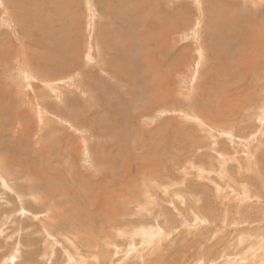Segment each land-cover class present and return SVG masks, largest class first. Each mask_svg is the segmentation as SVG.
Here are the masks:
<instances>
[{"label":"rangeland","instance_id":"374dc122","mask_svg":"<svg viewBox=\"0 0 264 264\" xmlns=\"http://www.w3.org/2000/svg\"><path fill=\"white\" fill-rule=\"evenodd\" d=\"M8 1L0 264H264V1L134 0L139 16L132 0ZM135 16L151 20L134 40ZM229 23L262 35L249 66L228 55ZM121 34L110 61L98 42Z\"/></svg>","mask_w":264,"mask_h":264},{"label":"bare ground","instance_id":"6f19581e","mask_svg":"<svg viewBox=\"0 0 264 264\" xmlns=\"http://www.w3.org/2000/svg\"><path fill=\"white\" fill-rule=\"evenodd\" d=\"M2 1V0H1ZM8 1V0H7ZM260 1V0H259ZM261 1H264V0H261ZM9 2V1H8ZM7 2V3H8ZM20 2H21V0H20ZM25 2V1H24ZM113 2V1H112ZM219 3H218V10H220L219 12L221 13V12H223L224 10L226 11V7H225V5H223L222 3H221V5H220V1H218ZM251 2V1H250ZM13 3V2H12ZM22 3V2H21ZM132 5L130 6V8H128V6H127V4H126V7L128 8V10H130L131 9V11H132V13L133 14H138V16H139V11L141 12V10H145V9H147V7H148V3L147 4H145V3H137V1L135 2L134 0H132ZM215 4V3H214ZM251 4H253V3H251ZM261 4V3H260ZM12 5H14V4H12ZM66 5V4H65ZM212 5V4H211ZM125 6V5H124ZM253 7L255 6V5H252ZM256 6H258V5H256ZM14 7V6H13ZM206 7V6H205ZM12 8V7H11ZM101 8H102V6H101ZM149 8H150V6H149ZM214 10V9H213ZM230 9H228V12H230L229 11ZM45 11V10H44ZM106 11H107V9H106ZM121 11H123V10H121ZM108 12H109V10H108ZM109 14V13H108ZM123 14V13H122ZM225 14V13H224ZM229 14V13H228ZM111 15V14H110ZM109 15V16H110ZM119 15V14H118ZM141 15V14H140ZM148 15V14H147ZM222 16V15H221ZM235 16V15H234ZM38 17V16H37ZM127 17V16H126ZM136 18H132L133 19V21L140 27V29H142L141 30V34L140 33H138L139 32V30L136 32V34H135V37L133 38L134 40L136 39V37H140V36H142V33H144V32H147L148 30H149V28H150V20H151V18H148V17H146V18H144V20H142V19H140V20H137L138 19V17L137 16H135ZM164 17H165V19H166V21H170V16L167 14V12L166 13H164ZM71 18H73V16L71 17ZM125 18V15H124V17H123V19ZM11 19V18H10ZM13 19V18H12ZM114 19L115 18H113V21H114ZM173 19V18H172ZM4 20H5V18H4ZM4 20H3V22H4ZM120 20H121V18H120ZM8 21V20H7ZM12 21V20H11ZM38 21V20H37ZM123 21V20H122ZM165 21V22H166ZM19 22V21H18ZM115 22V21H114ZM118 22V21H117ZM125 22V21H124ZM228 22H230V21H228ZM5 23H6V21H5ZM2 24V23H1ZM7 24V23H6ZM37 24H38V22H37ZM71 24V23H70ZM112 25H114L113 24V22L111 23ZM122 24V23H121ZM120 24V25H121ZM128 24V23H127ZM173 24V23H172ZM221 24V23H220ZM230 24V23H229ZM229 24H228V29H227V37H226V35H225V37L228 39V40H230V41H228V42H230V45H233V46H235V45H237L238 46V48H239V50H237V48H236V50L235 51H232V53H233V55H231V54H228V55H230V56H232V58H230L231 59V61H240V62H242V63H244V64H248L247 66H249V64H251V62H252V58H251V56L252 57H254V48L253 47H255L256 45H257V43L255 44V37L258 35L257 33H254V34H252V31H251V36L250 37H248V33L245 31V32H243V31H240V30H238V29H236L235 28V26L234 25H231L230 24V26H229ZM233 24V23H232ZM22 25V24H21ZM116 25V24H115ZM126 25V24H125ZM174 26H176L175 24H173ZM216 25V24H215ZM224 24H223V22H222V26H223ZM24 26V25H23ZM216 26H218V25H216ZM221 26V25H220ZM24 28V27H23ZM38 28L39 29H37V30H39V32H41L40 33V36H43V38L42 39H44L45 40V38L47 37V35H45L46 34V31H50L51 32V34L53 35L54 34V32H52L51 30H50V28H49V26H48V24H45V25H43L41 28H40V25L38 26ZM115 28H118V29H120L119 27H115ZM158 28V27H157ZM160 28H163V30L162 31H164V26L163 25H161L160 26ZM174 28V27H173ZM218 28H219V26H218ZM69 29V28H68ZM67 29V31L66 32H63V33H56V34H54L53 36H55V39L57 40H59V39H65V41L67 42V43H69L68 42V39H69V37H71L72 35H71V33H70V31ZM132 29V28H131ZM139 29V28H138ZM222 29V28H221ZM224 29V28H223ZM147 30V31H146ZM218 30V29H217ZM260 30V29H259ZM118 31V30H117ZM50 32H49V34H50ZM221 32H223V31H221ZM101 33V32H100ZM154 33V32H153ZM117 34V33H116ZM115 34V35H116ZM246 34H247V36H246ZM259 34H262V35H264V33L263 32H259ZM119 35V34H118ZM129 36H132V34H128ZM151 35H153V34H151ZM262 35H259L260 37L262 36ZM101 36H103V34L101 35ZM127 36V35H126ZM146 36V35H145ZM160 36V35H159ZM259 36H257L256 38H257V40H258V38H259ZM37 37H38V35H37ZM108 37V36H107ZM39 38V37H38ZM52 38V37H51ZM73 38V37H72ZM102 38V37H101ZM117 38V39H116ZM123 39L124 41L126 40L123 36H122V34L119 36V37H115V38H113V40L115 39V41H112L111 39V42L110 41H106V43H104L105 42V40L103 41V39H102V42L101 41H99L98 43H99V45L100 46H103L102 47V51L104 52L105 50H107V51H110V49L111 48H113L114 50H115V52L114 53H112V52H110V58H109V60L110 61H113V59L115 60L116 58H118L119 56H120V53H119V51L117 50L118 48H119V50L121 51L122 49L120 48L122 45H121V43L120 44H118V39ZM130 38V37H129ZM128 38V39H129ZM145 38V37H144ZM152 38V37H151ZM250 38H252V40L250 39ZM262 38V37H261ZM41 39V40H42ZM54 39V40H55ZM104 39H105V37H104ZM142 39V38H141ZM254 39V40H253ZM101 40V39H100ZM140 39H138V41H139ZM147 40V39H146ZM149 40V39H148ZM64 41V40H63ZM131 41V40H130ZM133 41V40H132ZM131 41V42H132ZM142 41V40H141ZM252 41H254V42H252ZM37 42V41H36ZM52 42V41H51ZM58 42V41H57ZM143 42V41H142ZM227 42V43H228ZM248 42V43H247ZM261 41H259V43H260ZM42 43V42H41ZM47 43V41H45V43L44 44H46ZM60 43V42H59ZM128 43V42H127ZM133 43V42H132ZM137 42H135L134 44H136ZM139 43H141V42H138V44ZM144 43H146V41L144 42ZM39 44V43H38ZM44 44H42V47H44ZM49 44V43H48ZM129 44V43H128ZM127 44V45H128ZM133 44V45H134ZM142 44V43H141ZM140 44V45H141ZM209 44V43H208ZM208 44H206V46L208 45ZM37 45V44H36ZM56 45V44H55ZM72 45H75V44H73V42H72V44L71 45H66V47H64V49L69 53V54H71V55H68V56H65V54H63V52L61 53L62 55H63V57H62V60L63 59H67V57H71L70 59H76L77 58V55H76V49L74 50V49H72ZM155 45V44H154ZM212 45V44H211ZM38 46V45H37ZM142 46V45H141ZM144 46V45H143ZM153 46V45H152ZM40 48H41V46H39ZM110 47V48H109ZM134 47V46H133ZM251 47V48H250ZM257 47V46H256ZM255 47V48H256ZM258 47H260V46H258ZM257 47V48H258ZM26 47H24V49H25ZM47 48V47H46ZM128 48V47H127ZM131 48V47H130ZM129 48V49H130ZM146 48V47H145ZM149 48V47H148ZM224 48V47H223ZM262 48V47H261ZM72 50V53H70L71 52V50ZM124 49H125V47H124ZM70 50V51H69ZM116 50L118 51V52H116ZM208 50V49H207ZM228 50H229V48H228ZM263 50V49H262ZM2 51V50H1ZM0 51V64L1 65H5L6 63H7V61H6V59L7 58H9L10 57V55H8V54H6V53H4L3 51L1 52ZM48 51V50H47ZM219 52H220V50H218ZM210 52V51H209ZM24 53V52H23ZM30 53V52H29ZM39 53V52H38ZM48 53V52H47ZM54 53V52H53ZM102 53V52H101ZM106 53V52H105ZM176 53V52H175ZM249 53H251V56H250V54ZM58 54H59V52H58ZM57 54V55H58ZM222 54V53H221ZM220 54V55H221ZM74 55V56H73ZM28 56V55H27ZM40 56V55H39ZM141 56H143L142 54H141ZM170 57V56H169ZM210 57V56H209ZM38 58V57H37ZM40 58V57H39ZM38 58V59H39ZM88 58V57H87ZM172 58V57H171ZM229 58V57H228ZM249 58V59H248ZM250 58L252 59V60H250ZM16 59H18V57L16 58ZM58 59H60V58H58ZM45 60V59H44ZM61 60V63H63V61ZM180 60V59H179ZM222 60V59H221ZM31 61V60H30ZM48 61V60H47ZM55 61V60H54ZM72 61V60H71ZM116 61V60H115ZM214 61V60H213ZM212 61V62H213ZM15 62H17V61H15ZM28 62V61H27ZM152 62V61H151ZM227 62V61H226ZM31 63H32V61H31ZM50 63V62H49ZM60 63V65L62 66V68L61 69H63V68H65V67H67V65H70V64H68L67 63V61L65 62L64 61V63L63 64H61ZM85 63V62H84ZM25 64V63H24ZM23 64V65H24ZM29 63H27V65H28ZM42 64V63H41ZM46 63H44L43 64V66L44 67H46V68H48V66L47 65H45ZM56 64V63H55ZM82 64V63H81ZM177 64V63H176ZM216 64V63H215ZM236 64H237V62H236ZM261 64V63H260ZM34 65V64H33ZM54 65V64H53ZM109 65H110V63H109ZM146 65H147V63H146ZM6 66V65H5ZM30 66V65H29ZM28 66V67H29ZM111 66V65H110ZM144 66V65H143ZM176 67H177V65H175ZM240 66V65H239ZM31 67V66H30ZM80 67V66H79ZM108 65H106V68L108 69ZM112 67H114L113 65H112ZM118 67V66H117ZM20 68H21V66H20ZM50 68H51V66H50ZM82 68V67H81ZM81 68H79V69H81ZM99 68H100V71H101V69L102 68H105V66L102 64V65H100L99 66ZM99 68H97V69H99ZM111 68V67H110ZM115 68H116V66H115ZM169 68V67H168ZM256 68V67H255ZM263 68V67H262ZM55 69V68H54ZM85 69V68H84ZM112 69V68H111ZM110 69V71H112L113 72V70H111ZM119 69V68H118ZM172 69V68H171ZM169 70L170 72L172 71V70ZM174 69V68H173ZM243 70L241 71V73H245L246 74V68L244 67V68H242ZM33 70V69H32ZM58 70V69H57ZM82 70V69H81ZM116 71H117V69H115ZM115 70H114V72H115ZM26 71V70H25ZM28 71H29V68H28ZM69 71V70H68ZM76 71V70H75ZM74 71V72H75ZM107 71V70H106ZM248 71V70H247ZM31 73H32V71H30ZM63 72V71H62ZM79 72V71H78ZM168 72V71H167ZM24 73H25V75H24ZM29 73V72H28ZM27 72H22L21 74L22 75H24V76H27V74H28ZM31 73H29V74H31ZM48 73V72H47ZM110 73V72H109ZM20 74V75H21ZM28 74V75H29ZM50 74V73H49ZM105 74V73H104ZM168 74H169V72H168ZM21 75V76H22ZM82 75L83 76H85L83 73H82ZM100 75V74H99ZM146 74H144V76H145ZM161 75V74H160ZM159 75V76H160ZM165 75H167L166 73H165ZM20 76V77H21ZM78 76V75H77ZM81 76V75H80ZM255 76V75H254ZM114 77V76H113ZM161 77V76H160ZM168 77V76H167ZM43 78V77H42ZM50 78V77H49ZM112 78V77H111ZM142 78V77H141ZM162 78H164V77H162ZM169 78V77H168ZM246 78V77H245ZM244 78V79H245ZM51 79V78H50ZM84 79V78H83ZM145 79H149V78H146L145 77ZM161 79V78H160ZM165 79V78H164ZM23 81V80H22ZM29 81V80H28ZM47 82L49 81V79L48 80H46ZM31 82V81H30ZM29 82V83H30ZM49 83L50 82H48V85H49ZM147 83V82H146ZM26 84V83H25ZM67 84V83H66ZM209 85V84H208ZM27 86V85H26ZM54 86V85H53ZM49 87H50V85H49ZM164 87V86H163ZM25 88V87H24ZM158 88V87H157ZM49 89V91L51 90V92H53V90H52V87H50V88H48ZM228 89V88H227ZM236 89V91H237V88H235ZM260 89H261V87H260ZM84 90V89H83ZM82 90V91H83ZM160 90V89H159ZM77 91V90H76ZM84 91H86V90H84ZM163 91V90H162ZM227 92V91H226ZM225 92V93H226ZM239 92V91H238ZM54 93V92H53ZM83 93V92H82ZM228 93V92H227ZM57 94L58 93H56V96H57ZM61 94V93H60ZM85 94H87V93H85ZM84 95V94H83ZM232 95V94H231ZM64 96V95H63ZM87 96V95H86ZM222 96V100L223 99H225V97H226V94L223 96V95H221ZM39 97V96H38ZM84 97H85V95H84ZM156 97V96H155ZM217 99H218V97H217ZM215 100V99H214ZM221 102V101H220ZM32 103V102H31ZM34 103H35V101H34ZM222 103V102H221ZM226 103V102H225ZM224 103V104H225ZM223 104V103H222ZM250 105V104H249ZM219 107V106H218ZM221 108V107H220ZM224 111V110H223ZM40 112V111H39ZM221 112V111H220ZM225 112V111H224ZM43 115H46V113L45 114H43ZM42 115V117H44ZM220 115H221V113H220ZM222 115H223V113H222ZM200 119V118H199ZM202 119V118H201ZM198 120V119H197ZM215 120V119H214ZM215 121H217V120H215ZM228 121V120H227ZM40 122H41V119H40ZM199 122V121H198ZM207 122V121H206ZM212 122V121H211ZM210 122V123H211ZM200 123V122H199ZM216 123V122H215ZM211 127V126H210ZM214 128V127H213ZM214 131V130H213ZM209 133V132H208ZM143 135V134H142ZM144 136V135H143ZM228 137V136H227ZM230 138H231V136H230ZM163 140V139H162ZM166 140V139H165ZM144 141V140H143ZM164 142V141H163ZM164 147V146H163ZM140 151H142V150H140ZM165 151V150H164ZM139 154H140V152H138ZM137 153V154H138ZM162 153H164V152H162ZM142 155V154H141ZM133 157V156H132ZM137 157H139V156H137ZM141 157V156H140ZM138 159V158H137ZM136 159V160H137ZM132 160V159H131ZM133 160H135V159H133ZM141 160V159H140ZM228 160V159H227ZM223 161V160H222ZM136 162H138V161H136ZM140 162V161H139ZM138 162V163H139ZM143 162V161H142ZM146 162H150V161H146ZM162 162H163V160H162ZM162 162H161V164H162ZM224 162H225V160H224ZM129 163V162H128ZM144 163V162H143ZM159 163V162H158ZM134 163H132L131 165H133ZM140 164V163H139ZM160 164V163H159ZM173 164V163H172ZM144 165H147V164H144ZM124 166H126V164L124 165ZM128 166V165H127ZM148 166V165H147ZM155 166V164L153 165V168H154V170H156L155 168L158 166V165H156V167H154ZM137 168H138V165L136 166ZM141 167V166H140ZM131 168H133V167H131ZM131 168H129V171H130V169ZM249 168V167H248ZM140 169V168H139ZM143 170H144V168H142ZM151 169V168H150ZM166 170V169H165ZM126 171V170H125ZM142 171V170H141ZM146 171V170H145ZM157 171V170H156ZM148 173H150V172H148ZM147 173V174H148ZM222 173V172H221ZM241 173V172H240ZM154 175V174H153ZM152 175V176H153ZM149 176V175H148ZM151 176V177H152ZM157 176V175H156ZM145 177V176H144ZM154 177V176H153ZM162 177V176H161ZM123 178V177H122ZM157 178V177H156ZM171 178V177H170ZM233 179V178H232ZM124 180V179H123ZM108 181V180H107ZM119 181V180H118ZM118 181H116V182H118ZM126 182V181H125ZM128 182H129V180H128ZM128 182H126V183H128ZM88 183V182H87ZM122 183V182H121ZM129 183H131V182H129ZM128 183V184H129ZM109 184V183H108ZM124 184V183H123ZM111 185V184H110ZM118 185V184H117ZM191 186V185H190ZM121 189V188H120ZM127 189V188H126ZM163 189L164 190H166V188H164L163 187ZM128 190V189H127ZM120 191V190H119ZM119 191H118V194L117 195H119ZM108 193V195H109V192H105V196H106V194ZM111 194V193H110ZM113 195V194H112ZM111 196V195H110ZM110 196H108V198H110ZM121 198L123 199V202L124 203H130L131 202V200H129V197L128 196H126L125 195V193H121ZM107 197V196H106ZM116 197V196H115ZM114 197V198H115ZM148 197V196H147ZM119 199H120V197H118ZM124 198H125V200H124ZM148 198H151L152 199V196H150V197H148ZM116 200H118V199H116ZM115 200V201H116ZM179 200V199H178ZM103 202V201H102ZM114 202V201H113ZM95 203H96V201H95ZM108 204V203H107ZM49 210V209H48ZM143 232V231H142ZM126 233V232H125Z\"/></svg>","mask_w":264,"mask_h":264}]
</instances>
